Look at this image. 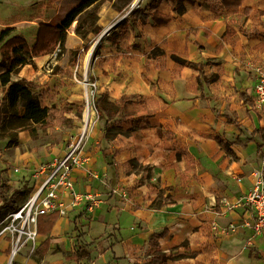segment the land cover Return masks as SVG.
Instances as JSON below:
<instances>
[{"label": "crops", "instance_id": "0c3cea01", "mask_svg": "<svg viewBox=\"0 0 264 264\" xmlns=\"http://www.w3.org/2000/svg\"><path fill=\"white\" fill-rule=\"evenodd\" d=\"M174 8V0H162L158 9L172 16L168 24L137 22L135 29L128 26L129 33L118 46L105 40L103 59L94 60L90 69L94 92H104L111 100L133 93L155 100L149 117L152 126L141 129L138 137L119 135L106 144L105 152L113 155L112 168L98 145L102 122L92 127L83 149L89 160L75 170L73 179L77 192L95 194L100 204L85 212L82 200L66 215H58L48 233L37 236L38 260L18 252L14 260L19 264H76L66 256L77 230L80 240L93 249L86 264H149L153 249L148 240L163 229L167 234L158 243L169 256L167 264H264V231L255 234L251 229L248 206L240 202L228 210L222 203L224 198L233 202L243 197L252 186L253 171L261 167L262 158L249 137L255 128H264V112L254 106L251 69L253 63L264 64V15L259 14L264 0H244L236 12L217 0L185 2L182 14ZM123 15L104 5L97 24L103 29ZM227 25L231 32L225 34ZM154 48L163 53L151 55ZM170 53L200 62L203 74H217V80L199 81L197 70L179 65ZM28 65L19 77H28ZM59 65L57 74L42 76L41 87L57 104L60 99L79 104L73 75L65 72L72 70L70 64ZM240 92L252 97L253 104L243 102ZM237 136L242 143L230 145L234 159L219 139L233 142ZM254 138L264 144L257 135ZM18 141L27 143L24 131L18 133ZM63 146L45 143L22 151L14 147L11 154L0 155V168L7 176L29 175L31 192L37 168L62 154ZM131 159L148 167L133 169ZM8 164L18 166L8 169ZM117 184L126 189L125 199L107 195ZM212 222L226 231L213 234ZM0 238V264H8L10 240ZM145 249L148 254L142 253Z\"/></svg>", "mask_w": 264, "mask_h": 264}, {"label": "trees", "instance_id": "16d2710c", "mask_svg": "<svg viewBox=\"0 0 264 264\" xmlns=\"http://www.w3.org/2000/svg\"><path fill=\"white\" fill-rule=\"evenodd\" d=\"M49 2V0H47ZM100 0H83L71 9L66 16L55 26H50L44 23L38 24L34 43L29 46L22 33L16 31L15 27H6L0 31V84L6 85V90L3 95H0V138H7V145L20 147L18 141V132L24 131L28 138L32 141L38 140L40 132H48L52 137L57 129L70 128L72 126L71 118L67 117L64 112L65 108H57L54 105L47 106L41 103L40 98L35 91V84L24 78H14V74L19 68L26 64H33V56L46 52L53 46L57 45L58 51L56 58L59 59L64 50V42L66 39V30L74 21V31L82 38L91 32L94 35H99L102 31L101 26L97 24L98 7ZM118 4L113 7L123 15L129 6L131 0H117ZM162 0H151L146 6H139L135 10L130 11L121 21L113 25L109 30V34L103 39L110 41L112 44L119 45L120 41L129 33L128 26L136 28V23H150L153 26H161L168 24L172 16L168 13L161 12L158 7ZM175 12L182 14L185 10V2L193 0H174ZM224 9L236 12L242 5L244 0H217ZM250 10L245 9V13ZM260 15H264V10L259 11ZM118 29V30H117ZM230 33L228 25L225 29V34ZM134 48H139L138 45H132ZM72 53L75 50L71 51ZM156 54L163 53L159 48L152 49ZM169 57L179 65L192 68L198 71L199 81L210 83L216 81L217 74L206 76L202 72V64L182 58L175 53H170ZM74 63V58L71 56L69 64ZM154 89V84H151ZM239 98L249 104H253L252 97H249L245 92L239 93ZM163 102L166 100L160 97ZM157 102L149 97H145L138 93L123 94L118 100H111L106 93L95 95L93 99V108L96 114L102 120L101 129L103 138L98 142L101 148V154L107 166L112 168L114 165L113 155L107 154L106 144L117 136L133 135L138 137L140 130L145 127H151L152 123L149 120L151 107ZM123 122H127L128 126H122ZM242 130V129H241ZM156 131L160 134V128ZM171 135L169 132H165ZM257 135L260 140L264 141V128H255L249 137L256 143L258 155L264 159V144L256 140ZM223 149L236 159V155L230 148V145L241 144L239 136L235 137L233 142L219 139ZM58 138L53 140L51 144H56ZM133 169H146L148 166L139 164L136 160L129 161ZM8 178L4 176L3 170L0 168V221L5 216V213L19 208L18 200L20 199L21 189H14L8 194ZM165 199H171L169 195ZM2 216V217H1ZM58 213L52 212L45 215H40L37 218L36 231L38 234H47L51 229ZM76 229V226L75 228ZM167 234V230L163 229L160 232L153 233L148 244L153 249L150 251L149 264H167L169 256L160 249L159 239H162ZM81 233L77 230L72 243V252L66 256L67 259H73L76 264H86L90 260L92 248L91 243H83L80 240ZM43 249L47 248V240L42 243ZM10 264H19L12 260Z\"/></svg>", "mask_w": 264, "mask_h": 264}, {"label": "rangeland", "instance_id": "374dc122", "mask_svg": "<svg viewBox=\"0 0 264 264\" xmlns=\"http://www.w3.org/2000/svg\"><path fill=\"white\" fill-rule=\"evenodd\" d=\"M81 1L83 0H49V2L47 0H0V31L6 27H15L16 31L22 33L29 46H31L35 41L38 24L44 23L50 26H55L56 24L60 23V21L66 16V14ZM135 1L136 0H131L129 2L128 10L131 4ZM148 1L149 0H138L137 4L131 9V11L135 10L139 6H146L144 4ZM113 4L117 5L118 1L100 0L99 3L97 4V7L98 10L100 11V9L104 5L107 7H113ZM108 23L110 25L108 24L109 25L108 26L106 24V26L103 27L101 33L111 25L112 26L103 35L101 40L96 43V40L101 33L99 35H94L93 33L89 32L85 36V38H82L80 35H77L74 31V26L76 24V21H74L72 25L66 30L64 50L59 59L56 58V54L59 47L55 45L48 51L33 56L32 58L33 64H29L27 66V70L29 71L27 78L23 76L19 77L21 75V69L23 67L19 68L18 71L14 74L13 76L14 78H24L35 84V91L37 92L42 104L47 106L54 105L57 108H65L66 111L64 112V114L67 117L71 118L72 120V126L70 128L57 129L54 132V136L52 137L48 134V132H40V137L38 140L32 141L28 138V141L25 144V146L20 144V147H18L21 151L25 149L31 150L33 148H37L45 143H48L49 146H53L55 144H51V143L53 142V140L57 138H58L57 143H61V144L63 143L64 145L63 149H64L68 137L71 134L78 133L83 128L84 124H86V127L84 129L85 138L83 141V149L84 148L86 149V141L91 132L92 127L95 126L97 122L100 123L102 121L100 120L99 116L96 114V111L93 108V99L88 97L89 100L88 107L91 113L89 115V119L87 123L85 122L83 117H84V112L87 109V105H86V97H85L86 90L84 89L85 86L83 84L85 82V79L87 80V82L92 83L91 82L92 76L90 75L91 66L94 60L96 62L103 59L104 47L107 46L108 44V42H106L105 40L103 41V39L109 34V30L114 25V22L113 23L108 22ZM72 50H75V52L72 53L71 52ZM87 54L88 55L90 54L89 60L88 62H85V57ZM150 54L154 55L156 53L152 52L151 50ZM71 56H73L74 58V63L72 65L70 64L72 70L68 72V70L65 69V72L73 75L72 82L75 85L74 91L78 95L75 96V98H78L80 100V103L74 104L71 103L70 101L67 102V100L65 99H60V101L57 104L53 101L55 98L54 95H50L49 93L46 95V92L41 87L45 83V82H41V78L44 74H57L58 71L61 70L59 64L69 63ZM86 89L88 91L87 93L88 96H91L92 93L95 97L96 93L94 92V88L90 86V84H86ZM4 92H5L4 87L0 85V95H3ZM7 141H8L7 138H2V139L0 138V155L11 154L10 150L13 149L14 146L7 145ZM17 166L18 165L8 164L7 167L8 169H13L14 167ZM3 174L8 178V183H7L9 186L8 194H10L11 191L14 189H21L22 192L20 193V199L18 200V204L22 205L29 197V192L33 185L31 184L32 179L29 177V175H27L26 178L20 177L18 175L15 177L13 175L7 176L6 170H4ZM112 188H113L112 186L108 188L107 191L108 196L113 194ZM6 214L7 213H5V215ZM124 222L128 223L129 219H127L126 217ZM1 227L2 226H0V228ZM35 250L32 249V245L30 243H27L24 246H22L21 251L18 252L20 253V255H26L31 259L38 260L39 258L38 255L40 256V251L39 250L35 251ZM10 253L11 251L9 248V251H7V254L5 256V258L7 257V261L10 260V255H11ZM142 253L148 254L146 252V249ZM14 257L15 256L11 258L10 262L15 259ZM147 263L148 262H145L143 264H147Z\"/></svg>", "mask_w": 264, "mask_h": 264}, {"label": "built area", "instance_id": "2783aa9c", "mask_svg": "<svg viewBox=\"0 0 264 264\" xmlns=\"http://www.w3.org/2000/svg\"><path fill=\"white\" fill-rule=\"evenodd\" d=\"M251 69L254 75L252 87L254 106L264 112V64L253 63ZM85 83L95 87L94 83L87 82L86 79ZM85 97L88 107V97L94 99V95L91 93V96L85 95ZM84 129L83 127L78 133L68 137L62 154L53 157L48 163L40 164L34 174L33 190L27 200L17 210L7 212L0 221L2 226L0 236H8L10 240V258L27 243L32 245L33 250L36 248L38 216L52 212L64 216L70 208L77 206L82 200L85 212L93 210L100 204L95 194L80 193L74 187L73 173L89 160V156L83 151ZM260 164L261 167L253 171L252 186L243 197L233 202L226 198L222 200L228 210L234 209L240 202L248 206L252 217L250 227L255 234H262L264 231V159ZM112 192L123 199L128 194L126 189L118 184L113 186ZM65 199L68 201L65 202ZM210 228L216 235L226 231L213 222Z\"/></svg>", "mask_w": 264, "mask_h": 264}, {"label": "bare ground", "instance_id": "6f19581e", "mask_svg": "<svg viewBox=\"0 0 264 264\" xmlns=\"http://www.w3.org/2000/svg\"><path fill=\"white\" fill-rule=\"evenodd\" d=\"M88 52H89V51H88ZM92 53H93V52H92ZM89 55H90V54H89ZM89 55H88V54L86 55V57H85V62H88V60H89ZM45 57H46V56H45ZM86 64H87V63H86ZM83 70H84V69H83ZM83 85L85 86L84 89L86 90L85 95L88 96V95H87L88 91H87V89H86V83L84 82ZM83 93H84V92H83ZM90 113H91V112H90V110H89V107H87V109H86L85 112H84V117H83L86 123H87V121H88V119H89V115H90ZM85 122H84V123H85ZM83 127L85 128V127H86V124H84Z\"/></svg>", "mask_w": 264, "mask_h": 264}, {"label": "water", "instance_id": "95a60500", "mask_svg": "<svg viewBox=\"0 0 264 264\" xmlns=\"http://www.w3.org/2000/svg\"><path fill=\"white\" fill-rule=\"evenodd\" d=\"M137 2H138V0H136L135 2H133V3L131 4L129 10H127V12L121 17V19L124 18V17H125L130 11H131V9L137 4ZM115 23H116V22H115ZM115 23H114V24H115ZM111 26H112V25H111ZM111 26H110V27H111ZM110 27H108L107 29H105V30L99 35V37H98L97 40H96V43H97L98 41L101 40V38L103 37V35L107 32V30H108ZM10 260H11V258H10ZM10 260H9L8 264H10Z\"/></svg>", "mask_w": 264, "mask_h": 264}]
</instances>
